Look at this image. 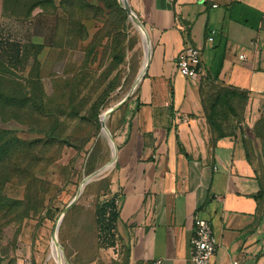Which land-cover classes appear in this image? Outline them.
<instances>
[{"label": "crops", "instance_id": "1", "mask_svg": "<svg viewBox=\"0 0 264 264\" xmlns=\"http://www.w3.org/2000/svg\"><path fill=\"white\" fill-rule=\"evenodd\" d=\"M129 2L149 45L112 179L130 261L191 264L200 217L217 240L212 264H264V0ZM186 45L200 49L196 78L176 67ZM219 88L246 99L216 138L202 99Z\"/></svg>", "mask_w": 264, "mask_h": 264}, {"label": "rangeland", "instance_id": "2", "mask_svg": "<svg viewBox=\"0 0 264 264\" xmlns=\"http://www.w3.org/2000/svg\"><path fill=\"white\" fill-rule=\"evenodd\" d=\"M60 1L20 20L12 0H0V130L19 143L0 161V264L25 256L58 264L54 233L67 264H116L122 257L119 231L107 228L109 211L96 209L116 195L112 179L144 63L143 33L129 0L135 19L104 0H79L92 5L82 11L77 0L65 8ZM127 96L106 121L115 161L61 217L82 179L112 159L100 115Z\"/></svg>", "mask_w": 264, "mask_h": 264}, {"label": "trees", "instance_id": "3", "mask_svg": "<svg viewBox=\"0 0 264 264\" xmlns=\"http://www.w3.org/2000/svg\"><path fill=\"white\" fill-rule=\"evenodd\" d=\"M78 1V8L80 11L85 10L87 8H91L92 5L89 3H83L82 1ZM75 0H61L59 6L65 8L66 6L74 4ZM108 5H112L115 8L122 10V7L118 4L117 0H104ZM12 3L17 7L16 11H12L15 18L20 20H29L33 17V10L37 6L44 7L45 3H51L52 0H12ZM11 4V1L8 2ZM14 9V8H13ZM12 9V10H13ZM124 13V11H123ZM137 88L133 95L136 93ZM132 95V96H133ZM246 99L245 93L232 89V88H219L214 92L211 96H208L205 99H202V106L204 109L206 120L211 127L212 131L215 132L216 138L223 136L224 133L221 131V123L225 121L228 117V112L233 114L236 119H240L241 115L239 114V104L243 103ZM101 99L98 102V105L95 109V115H98V106L100 105ZM239 124L242 122L238 120ZM6 132L0 130V161H2L5 157H7L11 151L19 147L18 141L15 139L7 137ZM258 196H262V189H260V193ZM115 199L117 196L111 198L109 201L101 204L96 209V213L102 214L104 211H109L110 218L108 219L107 228H113L115 232H118L117 222L119 219V206L115 205ZM118 242L121 243L123 252L121 260L116 264H152L148 261H130V248L127 244H125L118 235Z\"/></svg>", "mask_w": 264, "mask_h": 264}, {"label": "built area", "instance_id": "4", "mask_svg": "<svg viewBox=\"0 0 264 264\" xmlns=\"http://www.w3.org/2000/svg\"><path fill=\"white\" fill-rule=\"evenodd\" d=\"M217 30L211 28L207 41H212ZM240 59L244 54L239 55ZM177 70L184 76L196 78L200 73L201 53L200 49L192 45H186L176 58ZM242 124V122L240 123ZM194 228L189 238V261L191 264H212V256L217 249V240L213 234L210 223L200 217L194 218ZM18 264H34L29 256L23 257ZM236 264V262H233Z\"/></svg>", "mask_w": 264, "mask_h": 264}, {"label": "bare ground", "instance_id": "5", "mask_svg": "<svg viewBox=\"0 0 264 264\" xmlns=\"http://www.w3.org/2000/svg\"><path fill=\"white\" fill-rule=\"evenodd\" d=\"M122 1L124 2V0H122ZM133 18L135 19V17H133ZM135 22H136V19H135ZM141 30H142V33H143V45H144V53H145L144 58H143L144 59L143 67H144L146 65V63H147L148 56H149V45H148V41H147L146 32L143 29H141ZM108 111H109V109L107 111L103 112L100 115V118H101V120L103 122L102 135H106V136H108V129L106 127V121L108 119ZM108 138H109V136H108ZM109 141H110L111 150H112L111 151L112 152V160L108 164L105 165V167L98 173L97 176H99V175L103 174L104 172H106L109 169V167L111 166V164L113 163L114 159L117 157L116 146H115L113 140H110V138H109ZM51 255L56 260V262L58 264H65V260L63 258V254H62V252L60 250V247L57 244L56 233H55L54 238L52 240Z\"/></svg>", "mask_w": 264, "mask_h": 264}, {"label": "water", "instance_id": "6", "mask_svg": "<svg viewBox=\"0 0 264 264\" xmlns=\"http://www.w3.org/2000/svg\"><path fill=\"white\" fill-rule=\"evenodd\" d=\"M120 3H121V7L127 11V13H128V15H129L130 18H131V17H136L135 13H134V12L132 11V9L130 8V6H129L127 0H124V2H123L122 0H120ZM136 23L139 25V27H140L141 29H143V30L145 31L144 26L140 23V21H139V19H138L137 17H136ZM146 65H147V63H146ZM146 65H145L144 67L142 66V69H141V71H140V73H139V75H138V77H137V79H136V81H135V83H134V85H133V87H132V90L138 85L140 79L142 78V76H143V74H144V72H145V69H146ZM127 99H128V96H127L126 98H124L122 101H120L118 104H116L115 106L109 108L108 116H109V114H110L113 110H115L118 106H120V105H121L124 101H126ZM100 122H101V125H102V127H103V122H102L101 118H100ZM102 127H101V129H102ZM108 136H109L110 140H112V137H111L109 131H108ZM115 159H116V158H115ZM115 159H114V161H115ZM111 160H112V159H111ZM111 160H110V161H111ZM114 161H113V162H114ZM107 164H108V163H107ZM105 165H106V164H105ZM105 165L102 166V167H100L99 169L95 170L94 172H92L91 174H89L88 176H86V177H84V178L82 179V181H81V183H80V185H79V187H78V191H77L76 196L74 197V199H72V201H71V202L66 206V208L63 210V212H62V214H61V217L63 216V214L65 213V211L70 207V205L73 203V201H74V200L76 199V197L79 195V193L82 191L84 185L87 184L91 179L95 178V177L98 175V173H99V172L105 167ZM61 217H60V218H61ZM59 220H60V219H59ZM54 235H55V233L53 234L52 240H53V238H54ZM57 244H58V241H57ZM58 246L60 247L59 244H58ZM60 250H61V252H62V248H61V247H60ZM65 264H67L66 261H65Z\"/></svg>", "mask_w": 264, "mask_h": 264}]
</instances>
